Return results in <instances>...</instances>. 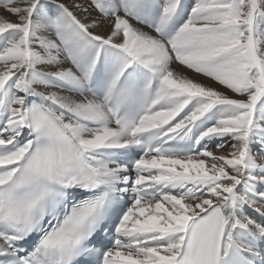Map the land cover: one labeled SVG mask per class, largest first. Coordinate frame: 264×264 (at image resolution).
Segmentation results:
<instances>
[{"label":"snow or ice","instance_id":"1","mask_svg":"<svg viewBox=\"0 0 264 264\" xmlns=\"http://www.w3.org/2000/svg\"><path fill=\"white\" fill-rule=\"evenodd\" d=\"M0 264H264V0H0Z\"/></svg>","mask_w":264,"mask_h":264}]
</instances>
